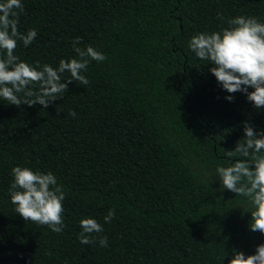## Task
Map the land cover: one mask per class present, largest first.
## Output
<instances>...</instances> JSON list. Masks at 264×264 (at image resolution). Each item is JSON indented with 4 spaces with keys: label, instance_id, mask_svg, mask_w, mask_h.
Returning a JSON list of instances; mask_svg holds the SVG:
<instances>
[{
    "label": "trees",
    "instance_id": "1",
    "mask_svg": "<svg viewBox=\"0 0 264 264\" xmlns=\"http://www.w3.org/2000/svg\"><path fill=\"white\" fill-rule=\"evenodd\" d=\"M23 3L18 29L38 35L18 43L22 60L56 67L76 56V37L106 59L47 108L0 101V264H222L235 251L253 254L264 236L248 229L245 202L219 190L214 170L243 143L244 122L264 129V109L240 92L225 100L211 62L188 41L238 15L264 20V0ZM14 165L51 171L64 185L61 233L15 212ZM88 216L104 224L93 235L107 236V247L79 242Z\"/></svg>",
    "mask_w": 264,
    "mask_h": 264
},
{
    "label": "clouds",
    "instance_id": "2",
    "mask_svg": "<svg viewBox=\"0 0 264 264\" xmlns=\"http://www.w3.org/2000/svg\"><path fill=\"white\" fill-rule=\"evenodd\" d=\"M24 12L23 0H0V101L19 107L22 104L47 108L50 102L63 98L68 84L89 81L84 73L91 61L103 62L106 55L88 45L79 47L81 39L72 41L75 57L61 58L59 64L28 62L16 54L18 43L27 48L36 39L35 28L26 32L18 29L20 15ZM228 27L211 32H197L188 41V48L195 57L211 62L209 72L221 90L228 93L224 98L234 100L232 94L245 95L255 109H264V20L255 16L238 15L227 20ZM70 74L63 79V74ZM249 89H252L249 91ZM23 97V98H22ZM73 117L74 111L70 112ZM226 165H217L215 179L219 190L235 193L245 202V213L250 214L248 229L264 236V129L244 122L243 143H237L228 151ZM9 197L15 212L25 221L45 225L54 233H61L65 225L64 201L66 191L51 171L34 170L14 165ZM115 211L109 209L103 217L109 224ZM104 224L94 217L79 220L81 229L78 240L90 245L98 242L108 246V238L101 234ZM228 257V264H264V242L258 244L253 254L235 251Z\"/></svg>",
    "mask_w": 264,
    "mask_h": 264
}]
</instances>
